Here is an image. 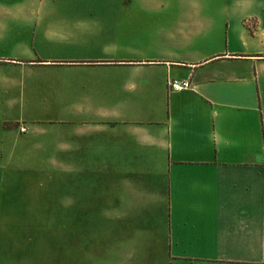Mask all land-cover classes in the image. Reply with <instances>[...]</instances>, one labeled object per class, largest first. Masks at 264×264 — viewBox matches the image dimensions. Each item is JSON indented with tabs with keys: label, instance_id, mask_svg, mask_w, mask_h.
Returning a JSON list of instances; mask_svg holds the SVG:
<instances>
[{
	"label": "crops",
	"instance_id": "1",
	"mask_svg": "<svg viewBox=\"0 0 264 264\" xmlns=\"http://www.w3.org/2000/svg\"><path fill=\"white\" fill-rule=\"evenodd\" d=\"M1 41L73 84L51 146L0 144V184L66 179L0 200V264H264V0H0Z\"/></svg>",
	"mask_w": 264,
	"mask_h": 264
},
{
	"label": "rangeland",
	"instance_id": "2",
	"mask_svg": "<svg viewBox=\"0 0 264 264\" xmlns=\"http://www.w3.org/2000/svg\"><path fill=\"white\" fill-rule=\"evenodd\" d=\"M12 54H15V51L1 41L0 56L12 58ZM30 69L23 70V68L11 66L6 62L0 63V144H3L1 146L5 151L8 150L9 144L20 146L27 143L26 145L32 146L43 143L51 146L58 138L57 130L66 132L68 99L65 95L70 85L73 84V80L68 72H59L49 68ZM15 100L16 103H14ZM19 101L23 103L22 106H18ZM15 123L28 131L19 132V127L16 129ZM3 126L10 129L1 131ZM11 130H17V132ZM14 151L17 155L19 148ZM32 156L28 155L29 158ZM12 166L11 164L9 170H6L5 180L0 184V188L4 191H0V200L11 201L13 206L20 201H66V179L61 178L60 180L59 178L60 183L65 185L58 186V194L53 198L51 187L47 185L51 178L47 179L44 175L43 178L34 177L32 179L31 173L14 170ZM22 176L27 178H22ZM46 192L49 195L46 196ZM17 210L12 209L9 213L8 210L0 208V217L19 218L20 213ZM59 213L66 215V211H59ZM47 220L46 225H55L52 233L60 237V250L64 252L61 255H66V216H61L58 220ZM41 228L40 226L39 234L43 233V228ZM61 260L60 264H65L66 256L61 257Z\"/></svg>",
	"mask_w": 264,
	"mask_h": 264
},
{
	"label": "built area",
	"instance_id": "3",
	"mask_svg": "<svg viewBox=\"0 0 264 264\" xmlns=\"http://www.w3.org/2000/svg\"><path fill=\"white\" fill-rule=\"evenodd\" d=\"M188 87V83L182 82V83H169V88L171 91H179L181 89H185ZM21 133H25L26 129L24 127H21L20 129Z\"/></svg>",
	"mask_w": 264,
	"mask_h": 264
}]
</instances>
